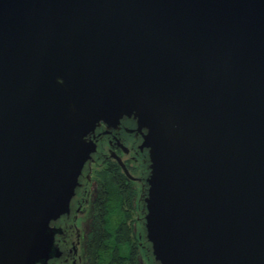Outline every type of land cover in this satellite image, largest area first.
Wrapping results in <instances>:
<instances>
[{
    "label": "water",
    "instance_id": "obj_1",
    "mask_svg": "<svg viewBox=\"0 0 264 264\" xmlns=\"http://www.w3.org/2000/svg\"><path fill=\"white\" fill-rule=\"evenodd\" d=\"M124 118L147 259L264 264V0H0V264L48 258Z\"/></svg>",
    "mask_w": 264,
    "mask_h": 264
},
{
    "label": "flooded vegetation",
    "instance_id": "obj_2",
    "mask_svg": "<svg viewBox=\"0 0 264 264\" xmlns=\"http://www.w3.org/2000/svg\"><path fill=\"white\" fill-rule=\"evenodd\" d=\"M132 118L93 134L97 152L85 166L69 212L51 223L48 258L36 264H154L144 236L148 152Z\"/></svg>",
    "mask_w": 264,
    "mask_h": 264
}]
</instances>
